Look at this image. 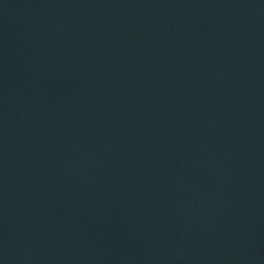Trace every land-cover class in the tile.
<instances>
[{
  "label": "water",
  "instance_id": "obj_1",
  "mask_svg": "<svg viewBox=\"0 0 264 264\" xmlns=\"http://www.w3.org/2000/svg\"><path fill=\"white\" fill-rule=\"evenodd\" d=\"M0 264H264V0H0Z\"/></svg>",
  "mask_w": 264,
  "mask_h": 264
}]
</instances>
